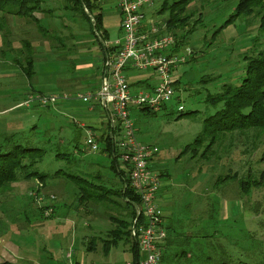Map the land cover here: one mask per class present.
<instances>
[{
  "label": "rangeland",
  "instance_id": "1",
  "mask_svg": "<svg viewBox=\"0 0 264 264\" xmlns=\"http://www.w3.org/2000/svg\"><path fill=\"white\" fill-rule=\"evenodd\" d=\"M165 1L171 3L170 0H152V5L144 9L146 19L150 20L155 15L157 21H166L169 13H160ZM96 3L100 5L99 0ZM236 3L237 0L193 1L189 9L197 8L202 20L194 25V31L184 44L191 55L172 75L173 80L179 81L174 98L166 109L154 115L136 112L132 118L139 129L137 139L158 148L156 170L163 175L160 179L166 180L161 182L156 198L158 196L162 209L171 214L170 223L173 221L175 226L179 221L185 225L189 224L188 221L196 222V225L206 224V233L210 238L198 241L204 247L209 246L208 254L213 264H264V231L260 227L264 190L253 189L249 195H244L238 188L240 179L249 175L256 178L264 170V136L261 142L253 143V140L245 138L244 141L236 134L227 135L204 158L199 155L205 151L206 144L194 143L204 121L220 109L207 104V98L219 94L224 84H240L245 68L244 55L264 53V37L258 33L257 21L251 20L249 25V21L239 19L218 32L233 13ZM72 8L71 0H43L32 18L0 13V24L3 25L0 31V150L11 149L16 143L23 147L43 149L44 158L35 168L50 176L45 184L48 188L52 187H43L46 189L37 192L38 185L29 179L0 191V264H33L32 258L41 260L48 256L44 250L49 251L54 247L60 252L61 239L49 235L47 230L34 233L33 227L39 214L37 206L49 205L47 199L51 195L55 197L54 205H58L54 220H61L64 213L69 212L71 218L68 217V221L78 223V234L84 231L94 236L99 232L94 229L91 233L86 224L92 228L98 224L100 230L110 227L111 222L88 219L87 213L111 217L116 222L114 227L119 230L121 222L125 220L119 200L108 194L101 196L105 190L93 191L88 187V182L81 183V186L96 201H101L92 200L85 205H77L75 195L79 194V190L75 177L96 184L91 177L101 175L104 186L109 189L112 185L107 178L114 177L111 160L100 150L89 151L85 142L86 132L76 129L73 120L61 116L57 111L43 110L42 113L41 110V114L17 117L20 112H31L33 106L47 109L37 102L30 107L16 109L15 106L28 98L25 91L31 88L44 95H56L57 89L52 88L49 82L51 78H57L69 70L68 60L73 61L79 49L82 51V47H89L92 55L88 52L87 62L95 61L93 53L99 50L98 35L91 31V25L81 13L72 12ZM116 10L113 0H107L102 5V26L109 35L106 41L109 43L118 38L120 19ZM196 21L197 17H194L190 23L193 25ZM29 55L35 61V79H28L24 75ZM7 74L12 75L9 77ZM99 87L98 78L81 90L82 95L94 93ZM36 91L32 93L37 95ZM93 103L86 105L91 107ZM179 105L184 108L182 113L177 110ZM96 110L102 113V105ZM47 115H52V118ZM191 144H194L191 150L184 152L185 147ZM56 155H63L64 159ZM58 170L61 171L60 176H53ZM59 193H64L60 204L55 196ZM42 198L44 200L41 202ZM227 201L233 205L237 201V208H234L233 217L226 215L222 221L218 214L223 211ZM77 207L81 208L85 219L75 220ZM199 209L203 212L194 214ZM205 212L210 216L205 217ZM49 222L45 221L46 224ZM66 226L69 231L71 226L68 222ZM107 238L108 235L103 234L100 239ZM122 244L118 250H112V262L118 255V263H123ZM86 254L85 264H91L96 255ZM140 257L144 255L141 253Z\"/></svg>",
  "mask_w": 264,
  "mask_h": 264
},
{
  "label": "trees",
  "instance_id": "2",
  "mask_svg": "<svg viewBox=\"0 0 264 264\" xmlns=\"http://www.w3.org/2000/svg\"><path fill=\"white\" fill-rule=\"evenodd\" d=\"M96 1L98 2V0H71L74 7L71 11L81 13L82 17L91 25V31L95 35L98 34V39L102 43L107 39V33L102 26L101 5H98ZM170 1L171 3L169 1L163 3L160 13H169L166 30L174 36L176 47H178L187 42L189 35L194 31V25L201 22L202 14L199 13L197 8L189 9L194 0ZM42 2L43 0H0V13L7 16L32 18L33 13L39 11V5ZM194 17H197V21L192 25L190 20ZM91 19H93V22ZM239 19L249 21V25L252 22L251 20L257 21L258 33L264 37V0H237L233 13L222 24L218 32L226 29ZM187 27L188 29H186ZM2 29L3 25L0 24V31ZM40 31L43 30L40 29ZM32 58L29 55L26 59V69L23 70L28 79L34 74V61ZM242 59L245 62V68L240 84L237 86L223 85L219 94L210 96L206 100V103L211 107L215 109L220 107V109L204 121L201 133L194 140L195 144H206L205 151L199 155L201 158L207 156L209 151L212 152L211 150L215 146H219V143L221 144L227 135L236 134L244 141L246 139L253 140V143L264 140H261V137L264 136V53L244 55ZM141 111L151 115L156 114L147 109H141ZM113 136L114 132L111 135L109 128L103 141V148L100 151L101 154L106 155L111 160L112 172L118 171L121 182L120 188L115 190L111 189L112 187L109 189L104 186L101 175L91 177L96 184L87 179L75 177L74 180H76L79 190L77 202L81 206L85 205L86 202H92V200L95 202L101 201H96L92 195L86 192L85 187L81 186L83 182H88V187L93 191L103 192L101 189L105 190L101 196L108 194L119 200L125 213V220L121 222L120 230L116 226L117 228L114 227L115 229L107 233L108 238L104 240V244L110 249V247L117 246L122 241L128 243L134 258L133 264H138L139 250L130 238L129 228L132 219L135 217V206L139 205V197L130 188L125 172L118 169V156ZM193 145L186 146L184 152L190 151ZM212 154H214V150ZM44 155L43 149L23 147L18 143L14 144L11 149L2 148L0 150V191L22 180L39 179L44 182L47 178H50L49 175L40 173L35 168L37 164L42 162ZM56 156L59 159H64L63 155ZM30 169H34V171L30 172ZM60 172V170L56 171L53 176H60ZM238 188L244 195H249L253 189L264 190V170L256 178L249 175L245 179H240ZM204 214L205 217L210 216L208 212ZM261 216L260 227L264 231V211ZM110 219L113 224L116 223L112 218ZM207 238H210V236H207L204 228L197 232H190L181 236L176 235L170 240L166 237L168 241H165L163 246L161 264H213V259L208 254L209 246H206V248L198 241L201 239L207 240Z\"/></svg>",
  "mask_w": 264,
  "mask_h": 264
},
{
  "label": "built area",
  "instance_id": "3",
  "mask_svg": "<svg viewBox=\"0 0 264 264\" xmlns=\"http://www.w3.org/2000/svg\"><path fill=\"white\" fill-rule=\"evenodd\" d=\"M113 1L121 18V35L111 44L103 59L99 91L73 97L63 96V99L80 100L84 103L103 101V108L110 113L111 135L116 127L120 129L121 137L114 144L116 153L123 164L130 188L139 197V205L135 206V217L129 228L130 238L140 254L144 255L140 264H161L167 231L164 211L156 202L161 176L152 167L158 148L143 144L137 139L138 129L132 118V111L147 109L157 113L166 107L174 98L175 80L172 75L186 63L191 51L186 47L175 51L176 40L164 24L156 23L144 29V9L152 5V0ZM85 12L87 13L86 10ZM127 69L150 72L156 76L157 84L132 93ZM61 99L56 95L31 94L19 107H30L33 102L47 107ZM177 110L182 113L184 108L179 105ZM85 142L89 151L100 150L91 131H87ZM43 200L42 198L41 202ZM54 201V196L47 199L49 204ZM44 213L45 216L51 215L52 208L48 205Z\"/></svg>",
  "mask_w": 264,
  "mask_h": 264
},
{
  "label": "crops",
  "instance_id": "4",
  "mask_svg": "<svg viewBox=\"0 0 264 264\" xmlns=\"http://www.w3.org/2000/svg\"><path fill=\"white\" fill-rule=\"evenodd\" d=\"M106 2H107V0H99V3L101 5V9H102V5H104ZM144 13H145V10H144ZM116 14L118 15V17L120 19L119 21L121 22V18H120V15H119L117 10H116ZM167 20H168V18H167ZM167 20L166 21L165 20L157 21L155 15L150 20H147L146 15H145V22H144L143 26H144V29H147L156 23L166 25ZM120 22H119V29H118V38L121 35ZM106 33H107V31H106ZM108 39H109L108 33H107V39L102 41V43L98 39V42H99L98 49L99 50L96 53H93V55L95 54V56H96L95 61L93 63L87 62L88 61L87 56L92 55L90 53V48L87 46L82 47L83 50L80 51V49H79L78 55L76 57H73V61L71 59L68 60V61H70L69 62L70 63L69 70L63 74H60L57 78H51L49 85L52 86V88L57 89L58 92L56 95H58V97L62 98L60 101H58L54 105L47 106L46 107L47 109L40 108L39 106H33L31 109L32 110L31 112H20L19 114H17V117L19 116V118H21L24 116H33L34 114H41V112H40L41 110H42V113H44L43 110L57 111L61 116L65 117L67 119L73 120L72 122L74 123V126L76 127V125H77L76 129L83 130L84 133L86 132L85 133L86 137H87V131H91L95 137L96 142L99 144V146L102 149L103 145H104V143H103L104 138L109 131V114H110L107 109L103 108V101H97L96 103H93V105L91 107H89L88 105H86L88 103L84 104V102H82L80 100H73V99L64 100L63 96L73 97L75 95H82L83 93L81 92V90L83 88L88 87L92 81H94L98 78L100 80V78H101V67H102L103 59L105 57V54L108 52V49L110 48L111 44L115 41L114 40L111 43L106 42V41H108ZM181 47H186V45L178 46L175 51H179ZM88 52H89V55H88ZM82 59H83V61H81ZM84 60H86V61H84ZM34 64H35V61H34ZM33 69H34V67H33ZM126 74H127L128 84L130 86V90L132 93H136V92L143 90V89L152 88L157 84L156 76L150 72H139V71H135L133 69H127ZM11 75L12 74H7V76H9V77ZM243 75H244V70H243ZM32 78L35 79V71H34L33 76L31 77V79ZM175 81H176V83H175L174 89L179 84V81L177 79ZM35 82H36V80H35ZM224 85H230V84H224ZM36 86H37V84H36ZM100 87H99V89H100ZM222 87H221V89H222ZM99 89L96 90L94 93L98 92ZM33 91H36V90H33V88H31L30 90L25 91V94L27 96H29V95L34 93ZM37 93L44 95L41 92H37ZM21 103H23V102L16 104L15 108L16 109L21 108V107H19V105ZM79 103H81L82 105H86V106L81 107L79 105ZM100 104L102 105V113L96 112L97 111L96 108ZM164 109H166V107L163 108L162 110H164ZM136 112L137 113L140 112V113L144 114L141 110H133L132 114L136 113ZM47 116L52 118V115H47ZM74 117H76V119H74ZM14 118H16V117H14ZM32 121H34V120H32ZM33 124L34 123H32V125ZM68 124H67V126H68ZM51 126L53 127L54 125L51 124ZM33 128H36V127L33 126ZM138 131H139V129H138ZM113 137H114V144H115L116 141L121 137V131L119 128L116 127L114 129V136ZM157 163H158V158L156 156L155 159L153 160V163H152L153 170L156 172H157V170H156L157 169ZM118 169L125 171L123 164L120 163L119 160H118ZM159 174L161 175V173H159ZM113 175H114L113 178H107V180L112 185L110 187L114 188L115 190H118L121 186L120 176H118V171L117 172L114 171ZM31 180H33V183L38 185L37 192H40L39 190L48 188V185L45 184L46 183L45 181L42 182L39 179H31ZM163 180H166V179H163ZM163 180H161V181H163ZM43 187H46V188H43ZM51 188L52 187H50L48 189H51ZM44 192H45V190H44ZM63 195H64V193H63ZM63 195H61L60 193L55 194L56 199L58 200L59 204L61 203L60 200L62 198L61 196H63ZM77 196H78V194L75 195L76 199H77ZM232 201L233 200H231V202ZM156 202H157V204H159L158 196L156 198ZM231 202L227 201V205L223 207V211L219 212L221 214V215L218 214L220 220L223 221L225 219L226 215L228 218L233 217L234 208H237V201L235 202V205H233V203H231ZM77 205H79L78 202H77ZM49 206L52 208V213L49 216H45V213H44L45 209L48 208V205L44 204V205H38L37 206V208L39 210V214H38V219H36L37 222L34 223V225H33L34 233H39L42 230H47L49 235H53V237H55V238L57 237V238L61 239L63 241V243H62V246L60 248V252L54 250L53 249L54 247L49 249V251L44 250V252L48 256L45 259H41V260L37 259L36 257L32 258L33 264H85V259H86V255H87L86 253H93L96 255V258H93L91 260V264H119L118 263V259H119L118 255H117V257H115V261L112 262V256H113L112 250L113 249L118 250L120 243L117 246L110 247V249H109V248H107V245L104 244V240L100 239L103 234H107L109 231H112L114 229L113 222L110 219L111 217H106L104 212H103V214H104L103 216H99L98 213H91V214L87 213L86 216L88 217V219L89 218L97 219V220L104 219V220L108 221L109 223L111 222L110 227L109 228H102V230H100L101 228L100 229L98 228V224H96L94 226V228H92L89 224H86L85 227L91 229V233L93 232L94 229L96 231H99V232H96V234L94 236H91V234H86L84 231L82 233L78 234L77 233L78 223L73 222V221L72 222L68 221V217L71 218V215L69 214V212H65L64 215L62 216L61 220H58V219L54 220V216L56 215V212L58 210L57 209L58 205H54V202H53L52 204H49ZM75 210H76L75 220H77V218H79V219H81V218L85 219L86 218V217H82L81 208L77 207V208H75ZM202 212L199 209L196 213L201 214ZM164 214H165L164 218H165V225H166V231H167V238L169 240L171 238L176 237V235L181 236V235H184L186 233L197 232L201 228H204V231H206V228H207L206 224L204 225L203 223H198L196 225V222H191V221H188V223H189L188 225L180 224V221H179L178 226H175V223L173 221H172V224L170 223L171 214L165 210H164ZM45 221H50V222L48 224H46ZM67 222L71 226L69 231H68V227L66 226ZM168 239L166 241H168ZM121 243H123L122 244V246H123V248H122V250H123L122 251L123 263L122 264H133L134 258H133L132 253L130 252L129 244L125 243V242H121ZM47 249H48V247H47ZM63 249H65L64 252H62ZM106 250H108V251H106ZM140 255L141 254L139 252L138 264H140L141 260H142Z\"/></svg>",
  "mask_w": 264,
  "mask_h": 264
}]
</instances>
